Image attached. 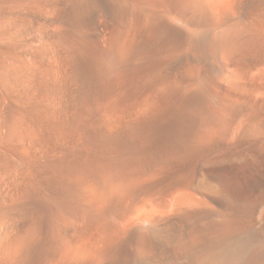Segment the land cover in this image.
Here are the masks:
<instances>
[{
    "label": "bare ground",
    "instance_id": "bare-ground-1",
    "mask_svg": "<svg viewBox=\"0 0 264 264\" xmlns=\"http://www.w3.org/2000/svg\"><path fill=\"white\" fill-rule=\"evenodd\" d=\"M0 63L20 102L52 93L48 120H93L101 145L63 175L54 129L40 181L28 135L0 264H264V0H5Z\"/></svg>",
    "mask_w": 264,
    "mask_h": 264
},
{
    "label": "rangeland",
    "instance_id": "rangeland-1",
    "mask_svg": "<svg viewBox=\"0 0 264 264\" xmlns=\"http://www.w3.org/2000/svg\"><path fill=\"white\" fill-rule=\"evenodd\" d=\"M3 3L5 5V0H0V11H1L2 7L4 6ZM30 24H31L30 22L24 21V22H20L18 25L22 26V27H20L21 29H23L24 27H25V29H28V28H31ZM0 66H1V63H0ZM0 88H1L0 89V181L6 180V179L7 180L12 179L13 176H14V178H16V176L14 174L15 172L13 171L12 168L20 160V154L19 153H20L21 148L23 146L28 147L29 140L27 137H28V135L33 134V132H34V135H36L38 138L37 146H39L38 147L39 154L37 155V158H35V160L36 159L37 160L36 161L34 160V162L36 163V165L38 166V169H39V171L34 176V178L37 180L44 181V179H45V174H46L45 169L47 170L48 165L50 164V160L48 158L49 156L47 157L48 148H49L47 143H49L48 142L49 135H52V133L55 130H58V131L66 130L71 134L68 136V138H65L63 140L61 139L55 145V146H58L57 147L58 149L56 148L57 149L56 153L60 152V150H61V152L57 154L55 161H53V163L56 162L58 167L56 166V164L52 163V165L54 167L62 169V174L63 173L66 174L69 169H71L75 172V171H77V168H80L83 165L91 167L92 165H95L96 163H98V161L100 159L99 153H100L101 145H100V141L98 139L99 136H98L97 125H96V123H94L93 120L86 121L83 124L78 125V126H76V125L71 126V122L68 120H62V122H59V123L57 121H61V120H57V121L54 120L56 123L52 120L54 122L53 123V122L49 121L48 118L44 115L45 111H47V109H50V105L55 104V97H53L52 93H49V92L45 93L44 91H42V92H44V94L43 93H36L35 95H33L29 98L31 101L28 100V101H25L26 102L25 103L22 101L20 102L21 99L17 98L18 94L14 90H11V89L6 88V87H5L6 89H4V87H2L1 85H0ZM138 91H139V89H138ZM138 91H137V88H134L133 91L130 92L128 100L129 99L132 100V98L136 99V97L139 94ZM5 92H7V93H5ZM9 93H10V97H9ZM134 93H135V95H134ZM12 94H14V95H12ZM46 94H47V96H46ZM50 94L52 96H50ZM48 96H49V98H48ZM133 96H135V97H133ZM14 97H16V98L14 99ZM50 97H53V100ZM38 98H40V100ZM33 99H35V100H33ZM124 105H125V99L123 100L122 104H120V106H122L121 108H123ZM37 108H39V109H37ZM27 109H29L30 112ZM38 111H40V112H38ZM42 111H43V113H42ZM34 112H35V114H34ZM32 113L34 116H31ZM41 114L44 117H42ZM40 116H41V118H40ZM29 117H31V118H29ZM37 117H39V118L36 119ZM31 125H33V126H31ZM40 137H41L42 142L40 140ZM20 141H22V142H20ZM61 143H63L64 145ZM63 146L65 148H63ZM61 148H63V149H61ZM73 166L76 167V170H75V168L72 169ZM65 168H66V170H64ZM71 170H69V171L71 172ZM65 174H63V175H65ZM7 177H9V178H7Z\"/></svg>",
    "mask_w": 264,
    "mask_h": 264
}]
</instances>
